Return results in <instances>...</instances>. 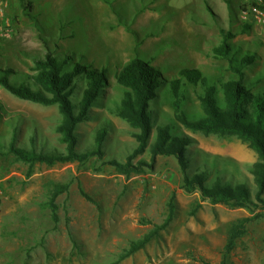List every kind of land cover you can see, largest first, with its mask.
<instances>
[{"label": "rangeland", "instance_id": "1", "mask_svg": "<svg viewBox=\"0 0 264 264\" xmlns=\"http://www.w3.org/2000/svg\"><path fill=\"white\" fill-rule=\"evenodd\" d=\"M225 22L210 18L209 7L196 8L193 0H0V69L13 68L33 74L35 61L48 52L73 55L89 67L106 68V92L92 107L90 118L78 125V149L86 150L99 125L105 123V155L85 163L56 165L18 160L0 153V264H264V207H233L203 200L199 192L183 187V171L175 156L160 155L152 168L127 174L106 161L127 157L139 145V129L117 115L125 88L115 73L134 57L158 67L165 78L157 102L150 105L159 123L172 121L175 133L193 139L186 148L188 171L209 170L211 184L245 182L256 188L249 167L260 160L249 142L233 134L194 132L175 120L169 90L185 68L202 71L210 83L232 76L228 62L214 48L223 41L222 29L236 36L230 40L242 53L256 55L247 69V83L260 79L264 89V21L244 22L245 0H232ZM251 2V1H250ZM208 6V5H207ZM31 13L32 16L27 15ZM210 15V16H209ZM192 17L213 21L192 25ZM187 19V20H186ZM186 22L190 23L186 25ZM250 29L243 32V25ZM184 81V109L193 118L203 115L202 84ZM85 88L79 80L77 101ZM222 93L219 92V98ZM0 152L17 133L16 145L65 150L57 126L63 115L58 104L21 99L0 85ZM150 159L147 151L134 159ZM57 185L68 190L56 200L59 222L44 208ZM81 188L89 195L85 197ZM170 224L144 248L121 259L132 242L161 225L170 213ZM244 233L227 252L232 232L246 220Z\"/></svg>", "mask_w": 264, "mask_h": 264}, {"label": "trees", "instance_id": "2", "mask_svg": "<svg viewBox=\"0 0 264 264\" xmlns=\"http://www.w3.org/2000/svg\"><path fill=\"white\" fill-rule=\"evenodd\" d=\"M25 10L33 8L32 0H27ZM27 15L32 16L31 13ZM250 29L249 24L243 25V32ZM223 41L214 48L218 58L228 62L232 76L228 80H219L210 83L202 71L197 68H185L177 79L171 80L165 90H169L175 109V120L186 129L205 134H233L250 143L258 152L260 160L249 167L254 175L256 188L254 195L245 182H223L217 180L209 183V170H202L191 175L185 156L186 148L193 143L192 137L183 133H175V123L172 121L159 123L155 110L150 107L157 102L159 91L164 87L165 78L160 69L140 57H134L115 73L117 82L124 86L125 91L121 102L115 103L117 115L127 120L132 126L139 129L136 138L139 145L127 157L126 161L113 159L106 163L115 165L120 171L130 174L141 173L145 167L152 168L160 155L175 156L178 158L183 171V187L187 192H199L203 200H210L213 204L223 203L233 207L251 208L264 207V89H257L260 79L247 83V69L256 61V55L240 53L230 41L236 34L232 31L221 30ZM74 54L59 55L48 52L44 57L35 61L33 74H25L13 68L0 69V85L13 95L46 105L58 104L63 118L57 126L61 134L60 140L65 144V150L52 148L43 150L37 148L34 139L32 147H19L16 145L17 133H14L10 145L0 153L14 154L25 163H45L56 165L60 163H85L93 157L99 159L105 155V136L109 126L105 123L99 125L93 135L92 144L86 149H78V125L90 118L89 114L97 100L106 92V68L89 67L79 61L74 62ZM83 79L85 88L79 100L74 99L75 89L79 80ZM190 84L204 86V93L200 96L203 115L200 118L191 117L184 109L186 100L182 93L184 81ZM219 92L222 97L219 98ZM4 113L0 108V121ZM150 153V159L144 158L134 161L145 152ZM68 185H57L51 198L44 208L51 210L54 222H59V206L56 202L58 196L68 190ZM81 193L90 198L81 188ZM174 195L170 201V213L161 225L142 239L134 241L131 247L121 256L124 259L136 253L165 229L173 219ZM1 205V199H0ZM246 220L234 228L227 252L234 248L235 240L244 233ZM205 264H212L204 261ZM224 264V263H221Z\"/></svg>", "mask_w": 264, "mask_h": 264}, {"label": "crops", "instance_id": "3", "mask_svg": "<svg viewBox=\"0 0 264 264\" xmlns=\"http://www.w3.org/2000/svg\"><path fill=\"white\" fill-rule=\"evenodd\" d=\"M193 4L194 6L199 5L198 7H196L197 9L198 8H202L204 7V5H206V7H209L208 10H210V18L213 16L214 19H217V18H222V20L225 22L226 20V16L228 14V8L229 6L231 7V9L233 11H236V14L237 13V8H240V4L238 5V7H234V3L232 0H193ZM208 5V6H207ZM198 21H200L199 23H204V24H208L210 25L211 23H213V21H203L201 18L199 17H192L193 19V22H191L192 25H199L197 24V19ZM187 20V19H186ZM187 24H190L188 22H186V25Z\"/></svg>", "mask_w": 264, "mask_h": 264}, {"label": "built area", "instance_id": "4", "mask_svg": "<svg viewBox=\"0 0 264 264\" xmlns=\"http://www.w3.org/2000/svg\"><path fill=\"white\" fill-rule=\"evenodd\" d=\"M245 2L248 3V6L246 10H241V20L244 22L264 21V0H245Z\"/></svg>", "mask_w": 264, "mask_h": 264}]
</instances>
